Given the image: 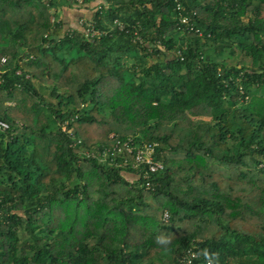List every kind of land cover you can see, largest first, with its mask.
I'll return each instance as SVG.
<instances>
[{"label":"trees","instance_id":"trees-1","mask_svg":"<svg viewBox=\"0 0 264 264\" xmlns=\"http://www.w3.org/2000/svg\"><path fill=\"white\" fill-rule=\"evenodd\" d=\"M104 1L85 36L0 0V264H264V0ZM127 139L158 143L155 190L83 154Z\"/></svg>","mask_w":264,"mask_h":264},{"label":"built area","instance_id":"built-area-1","mask_svg":"<svg viewBox=\"0 0 264 264\" xmlns=\"http://www.w3.org/2000/svg\"><path fill=\"white\" fill-rule=\"evenodd\" d=\"M79 6H83L85 0H75ZM179 7V6H178ZM183 23L188 24L189 19L183 17L181 20ZM80 27L83 28L85 36H95L99 35L100 32L94 28L91 21L87 19H80ZM189 30L193 29V26H187ZM137 39H140L139 37ZM181 53L180 51L178 52ZM7 62L6 57L1 58V64ZM13 102H9V105H13ZM10 128L7 121L0 118V132H5ZM65 129V127H64ZM114 135H112L113 137ZM81 143L77 140L74 145ZM157 147L158 143H144L142 145H137L132 142L131 139L125 141L118 140L112 146H106L102 148H97L93 150H84L83 154L89 159H95L101 162H106L109 158L114 159L113 156L117 155L124 159V162H130L131 166L135 170H143V185L147 190H155L156 185L153 183V175L158 174L164 170V162L157 157ZM113 161V160H112ZM120 164V163H119ZM124 164V163H123ZM125 165V164H124ZM165 221L169 220L168 212L164 213L163 216ZM180 264H213L211 259L203 260L201 258V252L198 245L192 242L180 255Z\"/></svg>","mask_w":264,"mask_h":264},{"label":"crops","instance_id":"crops-1","mask_svg":"<svg viewBox=\"0 0 264 264\" xmlns=\"http://www.w3.org/2000/svg\"><path fill=\"white\" fill-rule=\"evenodd\" d=\"M105 4L104 0H96L87 5L79 6L75 0H62L56 9L58 19L67 27H79L80 19H90L96 11V6ZM132 179V175L129 174Z\"/></svg>","mask_w":264,"mask_h":264},{"label":"rangeland","instance_id":"rangeland-1","mask_svg":"<svg viewBox=\"0 0 264 264\" xmlns=\"http://www.w3.org/2000/svg\"><path fill=\"white\" fill-rule=\"evenodd\" d=\"M155 60L156 57L150 58V62ZM245 106L255 114L264 115V87L260 88L259 90L252 91L244 107Z\"/></svg>","mask_w":264,"mask_h":264}]
</instances>
